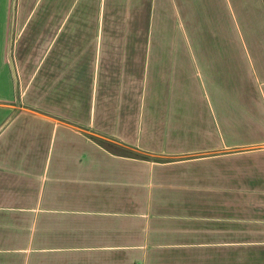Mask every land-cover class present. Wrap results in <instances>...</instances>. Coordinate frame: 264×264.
I'll list each match as a JSON object with an SVG mask.
<instances>
[{"label":"crops","instance_id":"0c3cea01","mask_svg":"<svg viewBox=\"0 0 264 264\" xmlns=\"http://www.w3.org/2000/svg\"><path fill=\"white\" fill-rule=\"evenodd\" d=\"M28 1L0 0V264H264V0H226L245 32L197 52L211 115L142 84L128 34L108 48L106 0Z\"/></svg>","mask_w":264,"mask_h":264},{"label":"rangeland","instance_id":"374dc122","mask_svg":"<svg viewBox=\"0 0 264 264\" xmlns=\"http://www.w3.org/2000/svg\"><path fill=\"white\" fill-rule=\"evenodd\" d=\"M249 3L253 6L255 0H249L247 4ZM243 11L240 8L236 10L235 5L227 3L226 0H106L103 15L105 12L108 15L105 22L107 24L104 26L110 32L108 48L115 47L117 41L114 32L117 30L118 33L128 34L130 37L123 48L141 52L144 56V62L140 63V71L145 72H141L144 73L140 76L142 84L148 82L150 87L152 83L153 91L160 83L173 84L175 104L172 105V113L183 114L187 113L189 108H196V111L202 110L205 115H211L210 85L207 79L210 73L201 61V54L197 52H226L231 43L228 40L229 36L245 32ZM60 12L62 15V8ZM250 15L253 20L252 13ZM14 28L15 22L13 33ZM13 38L15 39V33ZM191 51L195 54H191ZM164 52H173V56L154 58L155 54ZM149 54L153 56L150 57ZM149 59L152 61L148 65ZM157 59H161L159 64L154 63ZM106 75L108 74L102 70L98 76L97 115L100 114L99 98L103 86L108 79L109 82L112 79V76L107 79ZM78 76V79L83 80L82 72ZM109 82V86L118 84ZM80 85L85 86L84 83ZM180 87L184 90L183 94ZM77 98L83 99L81 95ZM148 98L149 88L147 94L144 91L140 94V99L133 95L124 99L118 88L112 90L109 101L121 104L124 108L134 107V111L138 109L140 103L141 112L145 110L147 114ZM156 99L158 100V97ZM83 100L89 104L90 97L86 96ZM81 105H84V102ZM90 106V104L87 106L88 114ZM114 113L111 111L112 115Z\"/></svg>","mask_w":264,"mask_h":264},{"label":"trees","instance_id":"16d2710c","mask_svg":"<svg viewBox=\"0 0 264 264\" xmlns=\"http://www.w3.org/2000/svg\"><path fill=\"white\" fill-rule=\"evenodd\" d=\"M96 2H99V0H93V3H92V10L94 11V15H95V13L97 12V8H96V6H95V3H96ZM82 4H83V3H81V4L79 5L78 8H80V6H82ZM78 8H77V10H78ZM107 16H108V15H107L106 12H105V14H104V22H105V20L108 19ZM99 142H100L102 145H104L105 147H107V148H109V149H112V150L116 147L114 144H111V143L106 142V141H104V140H99Z\"/></svg>","mask_w":264,"mask_h":264}]
</instances>
